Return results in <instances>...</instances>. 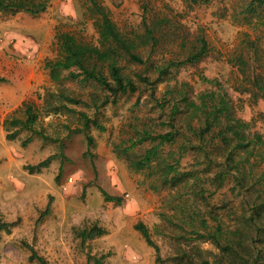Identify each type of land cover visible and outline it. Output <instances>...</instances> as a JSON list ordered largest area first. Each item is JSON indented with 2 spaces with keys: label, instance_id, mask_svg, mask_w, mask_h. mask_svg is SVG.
<instances>
[{
  "label": "trees",
  "instance_id": "obj_1",
  "mask_svg": "<svg viewBox=\"0 0 264 264\" xmlns=\"http://www.w3.org/2000/svg\"><path fill=\"white\" fill-rule=\"evenodd\" d=\"M182 1L189 9L212 2ZM237 1L234 21L252 27L254 35L244 32L225 63L237 74L232 92L257 103L264 101V10H260L264 0ZM85 3L96 41L56 33L58 54L44 64L56 89L39 98L40 106L26 101L10 114L2 123L5 140L17 141L27 132L22 147L34 138L59 143L58 154L27 167L30 174L39 173L57 158L66 160L62 142L71 135L94 129L105 132L101 112L105 107L133 96V107H137L147 95L142 108L156 111V118L145 116L138 126L130 125L131 132L113 146V152L130 169L148 171L154 192H168L158 217L162 236L174 243L173 259L188 264H264V137L252 131L253 121L238 117L240 107L220 83L216 90L195 95L191 83L177 76L209 57L212 48L204 30L188 27L184 16L169 5L157 11L147 1L140 27L121 30L100 0ZM49 4L50 0H0V12L39 16ZM160 85H165L161 95ZM42 114L67 116L76 127L63 124L65 136H47L43 129H36ZM87 141L91 144L92 139ZM101 193L104 201L120 203V198ZM13 226L2 224L0 231L9 233ZM134 229L160 263V249L149 230L142 223ZM76 234L84 243L106 231L94 226ZM206 243L216 250L212 257L200 248ZM29 249L30 262L49 264ZM100 263L101 259L96 262Z\"/></svg>",
  "mask_w": 264,
  "mask_h": 264
},
{
  "label": "rangeland",
  "instance_id": "obj_2",
  "mask_svg": "<svg viewBox=\"0 0 264 264\" xmlns=\"http://www.w3.org/2000/svg\"><path fill=\"white\" fill-rule=\"evenodd\" d=\"M146 1L157 11L169 5L181 13L188 27L204 30L212 48L208 58L181 70L178 79L190 82L195 95L216 90L220 83L240 107L238 117L253 121L252 131L264 137V101L252 103L247 95L234 94L231 87L237 74L225 63L242 34L254 32L234 21L238 1L212 0L189 9L182 0H100L121 30L140 27ZM49 6L39 16L0 12V225L14 224L9 233L0 231V264H37L29 261V246L49 264H96L100 259V264H188L173 259L174 243L162 236L158 215L164 212L168 192H154L148 171L130 169L113 152V146L131 132L130 125L138 126L145 116L156 118V111L142 108L147 95L137 107H133L136 96L105 107L101 112L106 131L71 135L62 142L66 160L57 158L39 173L30 174L27 167L58 154L59 143L34 138L22 147L27 132L17 141L5 140L3 121L23 102L31 100L40 106L39 98L56 89L44 69L45 61L58 54L56 33L70 32L86 42L97 39L85 0H50ZM67 87L80 93L72 85ZM164 91L165 85H160L158 94ZM63 124L76 127L67 116L42 114L36 129H43L47 136L62 133L63 137ZM101 191L120 198V203L104 201ZM46 209L48 214L42 216ZM137 223L149 230L159 247L160 263L154 249L134 229ZM94 226L106 234L82 243L76 232ZM200 248L208 257L216 253L208 243Z\"/></svg>",
  "mask_w": 264,
  "mask_h": 264
}]
</instances>
